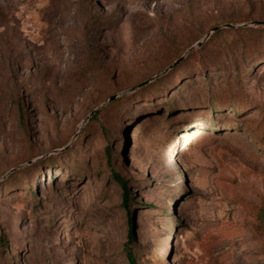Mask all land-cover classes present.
<instances>
[{
  "label": "rangeland",
  "instance_id": "obj_1",
  "mask_svg": "<svg viewBox=\"0 0 264 264\" xmlns=\"http://www.w3.org/2000/svg\"><path fill=\"white\" fill-rule=\"evenodd\" d=\"M125 244L264 264V0H0V264Z\"/></svg>",
  "mask_w": 264,
  "mask_h": 264
},
{
  "label": "trees",
  "instance_id": "obj_2",
  "mask_svg": "<svg viewBox=\"0 0 264 264\" xmlns=\"http://www.w3.org/2000/svg\"><path fill=\"white\" fill-rule=\"evenodd\" d=\"M217 33V32H216ZM98 113V112H97ZM96 113V115H97ZM93 115L92 117H96ZM106 157H107V166L110 169V175L115 183L121 189V200H122V207L127 213L128 216V231H127V241L132 242L134 241V231H133V223H132V216H131V198H130V191L128 188V181H126L119 173H117L114 168L112 167V160H111V148L107 146L106 149ZM124 251L127 257L129 264H135V259L132 253V248L129 247L127 244L124 246Z\"/></svg>",
  "mask_w": 264,
  "mask_h": 264
},
{
  "label": "water",
  "instance_id": "obj_3",
  "mask_svg": "<svg viewBox=\"0 0 264 264\" xmlns=\"http://www.w3.org/2000/svg\"><path fill=\"white\" fill-rule=\"evenodd\" d=\"M227 27H230V25H227ZM218 30V27H216V28H214V29H212V31L210 32V33H212V32H215V31H217ZM210 33H209V35H210ZM208 35V36H209ZM207 36V37H208ZM201 43H198L197 45H200ZM182 60V58H180L179 60H177L176 62H174V64H172L170 67H169V69H171L173 66H175L176 64H178L180 61ZM168 69V70H169ZM148 83V81L147 82H143V83H141V84H139L137 87H142L143 85H146ZM115 99V96H112V97H110L109 98V101H112V100H114Z\"/></svg>",
  "mask_w": 264,
  "mask_h": 264
}]
</instances>
